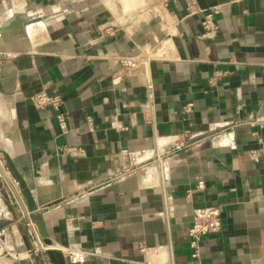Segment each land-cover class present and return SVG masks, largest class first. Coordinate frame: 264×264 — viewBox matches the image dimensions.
Wrapping results in <instances>:
<instances>
[{"label": "crops", "instance_id": "0c3cea01", "mask_svg": "<svg viewBox=\"0 0 264 264\" xmlns=\"http://www.w3.org/2000/svg\"><path fill=\"white\" fill-rule=\"evenodd\" d=\"M43 89L65 130L30 102ZM127 154L146 169L122 178ZM0 169L10 248L31 224L45 248L0 264H70V245L85 264H264V0H0ZM213 206L222 229L194 258V210Z\"/></svg>", "mask_w": 264, "mask_h": 264}, {"label": "built area", "instance_id": "2783aa9c", "mask_svg": "<svg viewBox=\"0 0 264 264\" xmlns=\"http://www.w3.org/2000/svg\"><path fill=\"white\" fill-rule=\"evenodd\" d=\"M189 10H193V5H189ZM217 10L214 9L208 12L205 15L204 21L202 22V26L204 29L203 37L211 38L213 37L217 26L214 22L215 14ZM119 63L122 68L126 70L134 71L138 69L141 65V61L135 57H120ZM148 89L151 92L152 85L148 83ZM30 102L33 106L38 109L52 108L56 111V118L62 129H66V115L62 112L61 107L63 104V100L59 95L50 94L46 90H40L29 97ZM189 110L188 108L186 109ZM180 149V145L176 147ZM72 154L77 151H68ZM127 158L130 161V166L125 171H122L119 175L123 178L124 176L130 175L134 172H140L145 168L146 164L137 163L131 154H127ZM160 158V157H159ZM203 187V182H198V188ZM191 191H188L190 194ZM222 212L220 207H205L194 210L192 225L189 229V239H190V247L192 249V256L194 258H198L200 256L199 253V241L202 237L210 234H215L221 231L222 229ZM31 231L29 234L32 238V247L26 250L25 252H18L14 249H11L9 246V231L5 226H0V260L3 258H9L14 261H22L23 259H29L34 255L40 253L45 248L42 247L39 243V235L35 231L34 227L31 224ZM63 253L65 254L68 262L70 264H85L86 259L89 252L84 251L78 245H70L63 249Z\"/></svg>", "mask_w": 264, "mask_h": 264}, {"label": "water", "instance_id": "95a60500", "mask_svg": "<svg viewBox=\"0 0 264 264\" xmlns=\"http://www.w3.org/2000/svg\"><path fill=\"white\" fill-rule=\"evenodd\" d=\"M16 22L17 23L22 22V19L20 17H18ZM3 155H4L5 160L8 163V168L10 170L12 177H14L16 182L19 184L20 192H21L22 196L24 197V199L26 200V204H27L28 209L30 211H33L35 209V203H34L32 192H31L30 188L28 187L26 180L24 179V177L22 175H20L15 170L9 156L6 153H3ZM0 174L2 176H4V172L2 170L0 171ZM38 230H39L41 237L44 239V243L46 245H51V241L47 239L48 235H47L46 229L44 228V224L41 220L39 221V224H38ZM46 256L53 263H61V261H60L61 254L59 252H57L56 250L48 249L46 251Z\"/></svg>", "mask_w": 264, "mask_h": 264}]
</instances>
